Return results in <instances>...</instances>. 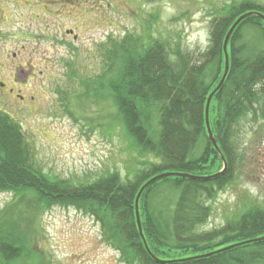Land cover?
I'll return each mask as SVG.
<instances>
[{
	"label": "rangeland",
	"instance_id": "rangeland-1",
	"mask_svg": "<svg viewBox=\"0 0 264 264\" xmlns=\"http://www.w3.org/2000/svg\"><path fill=\"white\" fill-rule=\"evenodd\" d=\"M239 1L0 0V83L13 85L12 74L16 83L13 93L0 86V112L20 126L30 159L49 179L71 187L114 173L122 181L133 179L157 158L140 154L115 105L91 93L87 97L84 83L96 88L101 80L114 81L117 53L127 48L139 54L155 41L170 49L171 60L178 47L183 56L199 57L210 45L212 20ZM255 1L264 5V0ZM245 31L254 30L247 26ZM30 68L34 75L26 77ZM251 118L240 121L231 179L203 199L211 213L201 232L235 222L250 205L264 208V119ZM203 147L201 141L199 152ZM178 195L173 181L154 184L139 199L141 224L140 213L153 221L150 231L164 239ZM26 198L0 190V226L10 238L26 239L27 250L35 255L27 264H133L107 237L90 206L61 204L29 192ZM166 244L164 257L200 253Z\"/></svg>",
	"mask_w": 264,
	"mask_h": 264
},
{
	"label": "trees",
	"instance_id": "trees-1",
	"mask_svg": "<svg viewBox=\"0 0 264 264\" xmlns=\"http://www.w3.org/2000/svg\"><path fill=\"white\" fill-rule=\"evenodd\" d=\"M224 9L222 16L212 20L210 45L199 57L190 53L183 56L178 47L171 60V53H167L170 49L155 41L139 54L129 53L127 48L117 53L120 67L114 81L113 77L108 82L101 80V86L96 88L84 83L87 97L96 95L115 105L136 149L140 154L155 155L157 162H146L127 181L114 173L71 187L43 175L30 159L20 126L8 113L0 112V190L14 192L21 198L29 192L61 204L90 206L103 222L107 237L133 264H264V208L250 205L235 222L210 232L199 231L211 213L203 199L212 197L233 175L240 121L264 119V19L250 15L239 23L229 40L228 75L210 105L211 130L227 161L224 169V160L208 135L206 104L224 74L223 44L229 29L246 13L264 14V5L240 0ZM247 26L254 31L246 33ZM249 35L255 36L256 42H250ZM201 141L205 147L199 152ZM164 172L193 177L159 180L173 181L179 190L171 228L164 239L154 229L150 231L149 220L151 224L153 221L140 213L151 254L138 228L136 197L148 180ZM157 182L147 187L141 197ZM6 230L0 226V261L27 264L33 254L27 250L26 239L10 238ZM253 239L260 240L205 255ZM165 242L167 247L200 253L164 257L161 250ZM216 246L220 247L214 249Z\"/></svg>",
	"mask_w": 264,
	"mask_h": 264
},
{
	"label": "water",
	"instance_id": "water-1",
	"mask_svg": "<svg viewBox=\"0 0 264 264\" xmlns=\"http://www.w3.org/2000/svg\"><path fill=\"white\" fill-rule=\"evenodd\" d=\"M250 15H258L260 16L261 18L264 19V14L262 13H259V12H249V13H246L242 16H240L235 22L234 24L231 26V28L229 29L226 37H225V40H224V44H223V51H224V54H225V71H224V74H223V77L222 79L220 80L219 84L216 86V88L211 92V94L209 95L208 97V100H207V104H206V110H205V115H206V126H207V131H208V135H209V138L213 144V146L215 147V149L217 150V152L221 155L222 159L224 160V169L227 168V161L225 159V157L223 156V154L221 153V150L217 144V141H216V138L211 130V126H210V105H211V101H212V98L213 96L215 95V93L219 90V88L223 85L227 75H228V71H229V68H230V58H229V51H228V44H229V40L234 32V30L236 29V27L239 25V23L245 19L246 17L250 16ZM171 176H182V177H193L192 175H189V174H185V173H180V172H164V173H161V174H158L154 177H152L150 180H148L143 186L142 188L140 189L137 197H136V217H137V223H138V228H139V231H140V234H141V237L143 238V241L145 243V246L147 248V250L152 254L151 250L149 249V246L147 244V241L145 239V236H144V233H143V230H142V224H141V220H140V215H139V208H138V203H139V199L143 193V191L149 187L150 185H152L154 182H157L163 178H167V177H171ZM263 239V238H261ZM260 240V239H258ZM257 239H253V240H248V241H245V242H239V243H236V244H232V245H229V246H226L224 248H221L219 250H216V251H213V252H209V253H206L205 255H211L213 253H217V252H221V251H225V250H228V249H231L237 245H241L243 243H249V242H253V241H258Z\"/></svg>",
	"mask_w": 264,
	"mask_h": 264
},
{
	"label": "flooded vegetation",
	"instance_id": "flooded-vegetation-1",
	"mask_svg": "<svg viewBox=\"0 0 264 264\" xmlns=\"http://www.w3.org/2000/svg\"><path fill=\"white\" fill-rule=\"evenodd\" d=\"M24 74H25V76L26 77H32L33 75H34V70H33V68H30L29 69V71H26L25 70V72H24ZM11 80H12V83H13V85H11V86H7V87H5L6 86V83H4V82H1L0 83V86L3 88V87H5L4 89H6L7 91H8V93H13L14 92V89H15V86H16V83H15V81H14V75L12 74L11 75ZM17 96H18V98L20 99V100H22V102H24L25 101V98L27 99V101H28V98L27 97H25V96H23L22 94H17ZM34 97H32V99H33Z\"/></svg>",
	"mask_w": 264,
	"mask_h": 264
}]
</instances>
